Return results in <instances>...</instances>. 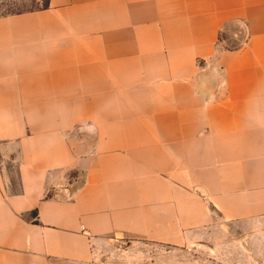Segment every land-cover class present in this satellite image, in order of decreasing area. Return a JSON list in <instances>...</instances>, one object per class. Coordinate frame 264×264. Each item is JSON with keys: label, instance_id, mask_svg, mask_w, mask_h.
<instances>
[{"label": "crops", "instance_id": "obj_1", "mask_svg": "<svg viewBox=\"0 0 264 264\" xmlns=\"http://www.w3.org/2000/svg\"><path fill=\"white\" fill-rule=\"evenodd\" d=\"M34 1L0 15V264L263 229L264 0Z\"/></svg>", "mask_w": 264, "mask_h": 264}, {"label": "rangeland", "instance_id": "obj_2", "mask_svg": "<svg viewBox=\"0 0 264 264\" xmlns=\"http://www.w3.org/2000/svg\"><path fill=\"white\" fill-rule=\"evenodd\" d=\"M42 1V0H41ZM47 0L39 5L45 6ZM34 0H0V15L36 8ZM264 226V225H263ZM227 236L209 237L214 249L206 253L187 247H170L144 240L125 241L123 251L112 255V264H264V227L248 229L241 224L232 227ZM133 247V248H132Z\"/></svg>", "mask_w": 264, "mask_h": 264}, {"label": "water", "instance_id": "obj_3", "mask_svg": "<svg viewBox=\"0 0 264 264\" xmlns=\"http://www.w3.org/2000/svg\"><path fill=\"white\" fill-rule=\"evenodd\" d=\"M206 248V247H205Z\"/></svg>", "mask_w": 264, "mask_h": 264}]
</instances>
